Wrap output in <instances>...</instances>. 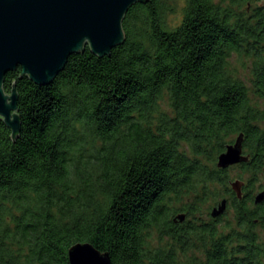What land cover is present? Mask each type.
Returning <instances> with one entry per match:
<instances>
[{"label": "trees", "instance_id": "1", "mask_svg": "<svg viewBox=\"0 0 264 264\" xmlns=\"http://www.w3.org/2000/svg\"><path fill=\"white\" fill-rule=\"evenodd\" d=\"M123 27L110 57L87 48L52 85L6 75L21 133L0 118V264H70L78 243L112 264H264V0H148ZM241 134L249 161L219 169ZM183 194L199 200L174 211ZM208 197L228 201L215 222H174Z\"/></svg>", "mask_w": 264, "mask_h": 264}, {"label": "water", "instance_id": "2", "mask_svg": "<svg viewBox=\"0 0 264 264\" xmlns=\"http://www.w3.org/2000/svg\"><path fill=\"white\" fill-rule=\"evenodd\" d=\"M148 0H0V118L11 131L13 141L21 133L18 113L19 94L4 89L8 73L21 68L39 86H49L64 71L69 58L89 48L92 55L110 57L112 51L126 41L123 22L129 10ZM243 136L227 147L218 158V168L247 163L243 153ZM243 184L232 188L241 198ZM264 202V191L255 198ZM228 201L213 210L219 218L227 210ZM179 221L185 217L179 215ZM70 264H112L109 253L89 243H78L69 250Z\"/></svg>", "mask_w": 264, "mask_h": 264}, {"label": "rangeland", "instance_id": "3", "mask_svg": "<svg viewBox=\"0 0 264 264\" xmlns=\"http://www.w3.org/2000/svg\"><path fill=\"white\" fill-rule=\"evenodd\" d=\"M171 22L172 23H176L179 21V16H172L171 18ZM232 62V66L235 67L236 72H237V75L240 79H242L244 82H246L247 84H250L251 83V76H252V68H253V62L251 60H248L246 58H243L241 59V61L236 57L234 56L233 59L231 60ZM163 109L165 111H168V106L167 104L163 105ZM170 112V111H169ZM238 170H235V171H232L231 175L232 176H236L238 174ZM201 188H198L197 191H200ZM211 190H214V188H211ZM257 193V192H256ZM184 196L180 201H174L172 203V206L174 208V211H179L180 209H183L185 207V205H189V204H193L195 203L196 201H198L199 199L195 198V194H191V195H182ZM190 196V197H189ZM200 198V197H199ZM198 204V207L200 209V212L198 213V217H199V220H201L202 222H205V223H209V217H208V212H209V209L210 208H213L215 206L214 204V201H213V198L212 197H208V200L207 202L205 203H197ZM178 215L181 213V212H177ZM232 213H229L227 218H232ZM156 233V234H155ZM154 245L157 246L159 245V243L157 242V240L159 239V234H157V232L155 231L154 232ZM171 240L169 238H163V243L161 244H170ZM196 253L195 252H191L189 253V255H183L182 253L179 254V262H182V263H185L186 260H188L190 257H196L195 256Z\"/></svg>", "mask_w": 264, "mask_h": 264}, {"label": "flooded vegetation", "instance_id": "4", "mask_svg": "<svg viewBox=\"0 0 264 264\" xmlns=\"http://www.w3.org/2000/svg\"><path fill=\"white\" fill-rule=\"evenodd\" d=\"M240 136H243L242 134L240 135ZM240 136H238L237 137V139L240 137ZM236 139V140H237ZM243 140H244V138H243ZM236 143V141L233 143V144H231V145H234ZM244 143V142H243ZM228 146H230V145H228ZM242 146H243V153H244V155H245V150H244V144H242ZM243 187H242V189H241V198H239L240 200H242L243 198H244V196H243ZM238 195V194H237ZM213 209H215V207H213ZM212 209V210H213ZM179 216V215H181V216H184L185 217V219H184V221L183 222H181V223H185V222H190V223H198V222H202L201 220H199V217H198V214L197 215H195L194 216V218H190V216L187 214V213H185V212H181L179 215H178V213L177 214H175V216ZM212 219L214 220V222H215V218H213L212 217ZM174 222L175 223H178L179 222V220L178 221H176V220H174Z\"/></svg>", "mask_w": 264, "mask_h": 264}]
</instances>
